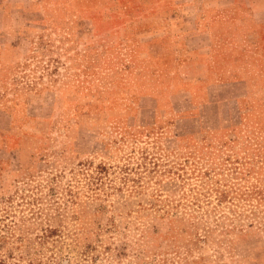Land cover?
Wrapping results in <instances>:
<instances>
[{
    "label": "rangeland",
    "instance_id": "1",
    "mask_svg": "<svg viewBox=\"0 0 264 264\" xmlns=\"http://www.w3.org/2000/svg\"><path fill=\"white\" fill-rule=\"evenodd\" d=\"M228 2L0 0V264H264V25L198 31Z\"/></svg>",
    "mask_w": 264,
    "mask_h": 264
},
{
    "label": "crops",
    "instance_id": "2",
    "mask_svg": "<svg viewBox=\"0 0 264 264\" xmlns=\"http://www.w3.org/2000/svg\"><path fill=\"white\" fill-rule=\"evenodd\" d=\"M226 7L220 8L214 14L206 11L201 16L205 20L198 31L206 35H223V34H239L237 25H243L248 28L247 34L261 35L258 31L264 25V0H228ZM178 17V14H172ZM171 16V15H170ZM175 17V18H176ZM216 19L219 24L218 31L212 30L208 22ZM233 26V27H232ZM224 29V31H223ZM227 30V31H226ZM246 34V33H244ZM239 81V80H237ZM234 82V81H233ZM198 105V102H195Z\"/></svg>",
    "mask_w": 264,
    "mask_h": 264
}]
</instances>
